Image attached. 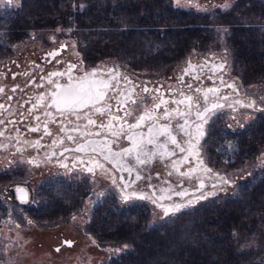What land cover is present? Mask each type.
<instances>
[{
	"label": "flooded vegetation",
	"instance_id": "1",
	"mask_svg": "<svg viewBox=\"0 0 264 264\" xmlns=\"http://www.w3.org/2000/svg\"><path fill=\"white\" fill-rule=\"evenodd\" d=\"M181 1L182 16L173 13L172 0H0L5 251H37L43 246L38 234L56 220H76L92 236L111 215L127 210L157 220L215 200L237 211L264 193V45L259 67H244L235 37L215 38L205 24L213 8L224 2L232 8L239 0ZM173 20L178 23L170 24ZM104 24H156L148 31L160 41L181 24L175 29L178 43L159 53L171 67L165 75L135 74L149 59L122 52L125 42L116 43V32ZM133 33L139 37L130 35L129 42L136 48L147 37ZM98 80L113 86L100 89L106 95L99 102L75 114L53 103L67 84ZM141 115L145 119L131 127ZM185 121L191 136L176 131ZM165 124L171 130H148ZM213 125L219 130L211 135ZM136 144L154 153L144 164L135 160ZM79 219L85 220L81 226ZM66 229L56 231L57 252L78 244ZM65 239L74 245H65Z\"/></svg>",
	"mask_w": 264,
	"mask_h": 264
},
{
	"label": "rangeland",
	"instance_id": "2",
	"mask_svg": "<svg viewBox=\"0 0 264 264\" xmlns=\"http://www.w3.org/2000/svg\"><path fill=\"white\" fill-rule=\"evenodd\" d=\"M172 3L174 5V8L176 9L173 10V13L182 16V12L180 10H177V6L183 5L182 1L172 0ZM213 10L214 11H211L210 13H206L205 19L207 30L211 32V36H215V38H224L227 35L231 36L230 38L235 37L237 47H240L239 49L241 50V53L244 54L243 57H241L238 61H240L244 67H246L247 65L249 66V64H253V67H259L260 62L258 61V58L260 57V53H262L261 46L264 45V0H239L237 5L233 6L232 8H229L228 3L224 2L221 6L213 8ZM191 15L192 14L190 13V16ZM175 23H178V21L173 20L170 22V24ZM127 25L107 24L105 26L104 24L105 27L109 28L111 31L116 32L115 36L113 37L114 40H116V43L120 44V42H125L123 43L124 45L121 49L122 52H129L130 57H138V59H143L145 62L149 59V61L146 62L147 65H143L141 67V70L143 72L135 71L134 73L139 76L143 74L157 76L166 73L162 71L170 68L171 62L167 63L166 61H163L159 57V53L162 50L165 51L167 48H169L168 46H172L178 43L177 40L179 32H176L175 29L181 28V24L175 25L173 27V29L175 28V34H169V36H166V33L162 32V30H165L166 32L167 29H157L160 30L162 34L164 33L163 37L164 39H166L164 41L155 39V34L152 35L148 31L149 29H152V27L156 26V24H152V27H150V25H147V28L144 24ZM118 29L120 32L118 31ZM154 29L156 30V28ZM133 30H140L141 33H139V35L144 34L147 37L146 39H142V44H139V46L136 48L132 43L129 42L132 40L130 38V35H135L136 38L139 37L138 33H133ZM181 33H183L182 35H184L185 32L181 30ZM185 36L187 35L185 34ZM152 38H154V40ZM198 40L199 39L195 40L196 43L199 42ZM212 43L213 42H211L210 46L216 47V45ZM194 46L195 45L190 47ZM257 47L259 48L258 51L256 50ZM254 50L256 51V54L253 52ZM260 59L261 58H259V60ZM148 65L150 66L146 67ZM215 129H217L216 131L219 130L218 126L213 125L210 129L211 135L216 132ZM258 195L259 194H257V196ZM127 211L125 216L128 218V216H130L129 212L131 210ZM212 214L216 216L215 218L217 220L216 226H212V229L216 228V233L214 235L215 239L208 236L209 222L207 223L206 217ZM169 218H178L176 219V221L183 218L187 220V226H184L187 228V231L184 232V238L180 242V245L184 248L195 250L200 247H211L212 245H215L217 247V253L213 252L212 259H208V261L206 260L207 262L202 264H264V193L260 194L257 199L255 198V200L253 201L249 200L248 204L239 206L237 211H233L231 209V206L229 205L223 203L217 204L215 200H210L204 202L201 205H197L193 209H189V211H185L173 217H168L167 219L163 218V220L169 223ZM110 219L111 216L108 222L99 226V228H101L103 232L104 229L106 231L112 232L117 229V226L120 225L119 221L117 225H110ZM51 222L52 221H49V223ZM74 222H76V220H74ZM197 222H199V224ZM223 222L228 223L227 229H222ZM83 223H85V220H77V225L81 226ZM141 224L142 225L140 226L139 232H131L130 236L132 238V241L127 243H138L137 246L141 247L142 240L148 237V234L153 231L148 230L149 228L144 221H142ZM72 225L73 227H67L66 229L69 233L68 237L77 239L78 244H80L82 239V232L79 229L82 228L76 227L75 223H73ZM75 227L77 228L76 231ZM191 227H194L195 229L197 228V232L192 231L194 229H190ZM200 227L201 229H199ZM141 229L143 230L140 231ZM155 231H157V228H154L153 232ZM44 234H38L40 235V239L37 240H41V242H43V246H38L39 248H37V253L27 254V257L29 258V260L31 259V262L37 260L36 262L38 264H45L47 262L57 260L59 261L60 259H58L57 255H55L54 253L61 254L62 252L63 254L68 249L62 248V250L58 252L55 251V246L59 244L56 231L49 233L44 232ZM92 237L95 240V235H92ZM157 238L159 240V236ZM10 243L11 242H9L8 245ZM75 250H77L78 252H82L79 247H76ZM168 251L169 250H167V252ZM89 253L87 255L83 253L85 258L79 256L78 263L92 264V262L95 261V258L93 256L90 257L91 255H89ZM170 254H172L171 251ZM82 261H84V263H82ZM182 263L192 264L190 260L187 259H185V261H182Z\"/></svg>",
	"mask_w": 264,
	"mask_h": 264
},
{
	"label": "trees",
	"instance_id": "3",
	"mask_svg": "<svg viewBox=\"0 0 264 264\" xmlns=\"http://www.w3.org/2000/svg\"><path fill=\"white\" fill-rule=\"evenodd\" d=\"M215 217L214 214L206 217L207 223L209 222L208 236L213 239H215L214 235L216 233V228L212 229V226L214 227L217 224ZM169 219V223H167L163 218H158L157 220L145 219V217L136 213H132L128 218L125 215H111L110 225H117L118 221L120 223V225L117 226V229L112 232L104 229L103 232L102 229L99 228L98 233L94 234L96 237L95 240L90 235L89 229H79L82 232L81 243L68 249L63 254L62 252L61 254L54 253L60 260L47 262L45 264H80L78 263L79 256L85 258L83 253L87 255L90 251V257L93 256L95 258V261L92 262V264H183L184 262L182 263V261H185V259L190 260L192 264H202L207 262L208 259H212L213 252L217 253V247L215 245H212L211 247L207 246L205 248L200 247L195 250H190L181 246L180 242L184 238V232L187 231V228L184 227L187 226V220L185 218L177 221L176 219L178 218ZM142 221L147 224L149 231H154V228H157V231L150 232L148 237L142 240L141 247L137 246L138 243H127L132 241L130 236L132 231L139 232ZM73 223H76L73 219L56 220L53 221V225H48L46 227L45 232L49 233L57 231L58 228L62 226L73 227ZM197 223L199 224V222ZM227 228L228 223L223 222L222 229ZM190 229H194L192 231L197 232V228L195 229L194 227H191ZM199 229H201V227ZM142 230L143 229L140 231ZM158 236L159 240L157 238ZM4 244V242H0V264H38L36 262L37 260L32 259L34 261L31 262V259L29 260L27 257V254H36L37 251H30L29 253L16 251L7 252L4 250ZM29 244L33 245L35 243L31 240ZM76 247H79L82 252L75 250ZM167 250L169 251L167 252ZM170 251L172 254H170ZM82 263H84V261H82Z\"/></svg>",
	"mask_w": 264,
	"mask_h": 264
},
{
	"label": "snow or ice",
	"instance_id": "4",
	"mask_svg": "<svg viewBox=\"0 0 264 264\" xmlns=\"http://www.w3.org/2000/svg\"><path fill=\"white\" fill-rule=\"evenodd\" d=\"M8 3H11V0H8ZM113 87L110 82H105L103 80H98L95 82H86V81H80L79 83H69L66 86H64L61 90V92L58 94V97L53 100V103L56 104L57 106H63L62 110H66L69 113L75 114L78 112V110L82 107L87 105L88 102L90 101H100V98L102 95H106L105 92L101 91L100 89H107ZM118 87V85H117ZM147 91V89H145ZM211 91V89H210ZM157 107H159L157 105ZM167 111V110H166ZM207 111V109H205ZM130 114V113H128ZM201 116L200 112H197V117L199 118ZM77 119H79V116H77ZM137 120V124L132 125L131 127H137L139 126V121H143L145 119L144 115H141L139 117L134 118ZM91 123V121H89ZM185 123L178 124L176 126V131L183 133L184 135L191 136V132L186 130L185 128ZM79 127V125H77ZM153 127H157V131L159 133H163L164 129H169L171 130V125L170 124H165L163 126H156V125H150L149 126V132L152 131ZM197 130L199 131L200 125H197ZM130 138V137H129ZM169 140L173 145L177 144V140L175 139L174 136H169ZM149 144L153 143V139H148L147 141ZM90 148H92V151H96V146L94 142H89L88 145ZM132 149H125V152H132ZM135 160L138 161L141 164H144L147 159H151L152 155L154 153H150L148 151H145V148L141 144H136L135 145ZM110 155L113 158H117L120 156V153H115L111 152ZM141 157H144V159H141ZM131 171V169H129ZM138 178V175L136 177ZM230 179V178H229ZM227 182V181H225ZM184 207V205H175V209L179 210L180 208ZM171 211V209H166L165 210V215H168V212Z\"/></svg>",
	"mask_w": 264,
	"mask_h": 264
},
{
	"label": "water",
	"instance_id": "5",
	"mask_svg": "<svg viewBox=\"0 0 264 264\" xmlns=\"http://www.w3.org/2000/svg\"><path fill=\"white\" fill-rule=\"evenodd\" d=\"M63 243H64L65 245H67V246H72V245H74V241H72V240H68V239H65V240L63 241Z\"/></svg>",
	"mask_w": 264,
	"mask_h": 264
}]
</instances>
